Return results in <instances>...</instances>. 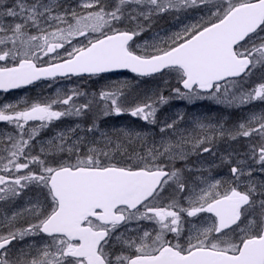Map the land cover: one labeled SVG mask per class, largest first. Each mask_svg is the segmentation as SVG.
Instances as JSON below:
<instances>
[{"label":"snow or ice","instance_id":"6c2138e0","mask_svg":"<svg viewBox=\"0 0 264 264\" xmlns=\"http://www.w3.org/2000/svg\"><path fill=\"white\" fill-rule=\"evenodd\" d=\"M73 78L0 104V264H264V0H0V91Z\"/></svg>","mask_w":264,"mask_h":264},{"label":"rangeland","instance_id":"374dc122","mask_svg":"<svg viewBox=\"0 0 264 264\" xmlns=\"http://www.w3.org/2000/svg\"><path fill=\"white\" fill-rule=\"evenodd\" d=\"M122 79H125V77H119V78H114V79H109V80L98 79V80H95L96 81L95 83H93L92 81H87L86 83H84V86L89 91H92V87L94 85H96V87L98 86L97 89H99V87L106 82L113 81V80H122ZM165 79H167V77ZM49 83H50L49 81L45 82L37 91L35 90L26 91L23 94V98L24 99H34L38 96H41V97L51 96L56 91L57 88L71 87L73 84L77 83V81H75L74 83L72 82L71 84L70 82H63L60 84L56 83L51 88L48 87ZM156 83H157L156 81L148 79L144 83H141L137 90L138 91H144V90L150 91L151 89L156 87ZM173 85H174V81H173ZM165 95H167V92L165 93ZM259 108H260V105H257L256 110L259 111ZM177 110H182L188 113L189 117H191V115L194 113L200 114V115H207V116L212 117L214 120L225 121L228 126H231L232 124L245 118L247 114L250 111H252V108L251 107L242 108V109L227 108L223 105H217L207 100L197 101L194 105H188L184 101L175 100V101H172L170 105L165 106L163 108V110L159 113V117L161 120H163L166 116H170L173 112ZM122 117L123 119L125 117L126 119L125 121H127L126 123L125 121L123 122L122 120L123 125L130 123L132 120V118L129 116H122ZM88 119L90 120L91 117L89 116ZM186 126L188 125H185V124L181 125V127H186ZM51 130L58 131L60 129H47L42 132L41 137H43L45 140L52 137L55 133L51 132ZM232 146L239 147V143L233 144ZM226 147L227 145L224 143L218 144V149L221 152H223Z\"/></svg>","mask_w":264,"mask_h":264},{"label":"flooded vegetation","instance_id":"af4514ba","mask_svg":"<svg viewBox=\"0 0 264 264\" xmlns=\"http://www.w3.org/2000/svg\"><path fill=\"white\" fill-rule=\"evenodd\" d=\"M159 27L160 28H170V22L167 19L161 20L159 23ZM172 30H174V29H172ZM102 75H105L104 80H109V79H114V78H119V77H125L126 78V77L130 76L131 74L124 72L120 76H111V75H107V74H102ZM94 79L98 80L99 78H94ZM146 80H148V79H146ZM75 81H76L75 78H73L72 82L74 83ZM45 82H48V81H41V82H38L35 85H32L28 88H21V89H18L16 91H13V92H8V93L0 92V104L5 103V102H15L16 100L23 98V94L26 91H28V90L37 91ZM63 82H68V81H60L58 83L60 84ZM97 87H96V85H94L92 87V90L97 89ZM75 122H79V121H75ZM125 122L127 123V121H125ZM72 123H74V121L72 119H65V120L56 122L54 127H51L49 129H63L65 127L70 126ZM110 123H114L117 126L123 125L122 117H120L119 119H113L110 121ZM4 127H5V125L0 123V128H4ZM51 132L55 133L56 130H51ZM41 139L45 140L43 137H41ZM37 151H38V148H37ZM177 166L179 167L181 165L178 164ZM217 171L219 172L220 175H223L227 171V169H217Z\"/></svg>","mask_w":264,"mask_h":264},{"label":"water","instance_id":"95a60500","mask_svg":"<svg viewBox=\"0 0 264 264\" xmlns=\"http://www.w3.org/2000/svg\"><path fill=\"white\" fill-rule=\"evenodd\" d=\"M29 86H30V85H29ZM29 86H25V87H29ZM15 90H17V89H15ZM15 90H10V91H15ZM10 91H9V92H10ZM0 92H3V91H0Z\"/></svg>","mask_w":264,"mask_h":264},{"label":"trees","instance_id":"16d2710c","mask_svg":"<svg viewBox=\"0 0 264 264\" xmlns=\"http://www.w3.org/2000/svg\"><path fill=\"white\" fill-rule=\"evenodd\" d=\"M235 116H236V115H235ZM122 120H123V122H124V121L126 120L125 117H124V119L122 118Z\"/></svg>","mask_w":264,"mask_h":264},{"label":"bare ground","instance_id":"6f19581e","mask_svg":"<svg viewBox=\"0 0 264 264\" xmlns=\"http://www.w3.org/2000/svg\"><path fill=\"white\" fill-rule=\"evenodd\" d=\"M195 159V158H194Z\"/></svg>","mask_w":264,"mask_h":264}]
</instances>
